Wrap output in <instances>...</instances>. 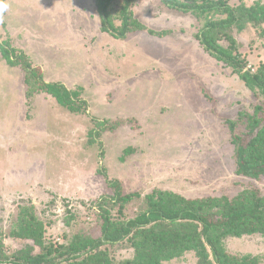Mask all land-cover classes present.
<instances>
[{
	"label": "rangeland",
	"instance_id": "obj_1",
	"mask_svg": "<svg viewBox=\"0 0 264 264\" xmlns=\"http://www.w3.org/2000/svg\"><path fill=\"white\" fill-rule=\"evenodd\" d=\"M121 1L115 0V8ZM226 1L235 6L255 0ZM3 2L0 41L24 51L45 80L81 87L89 104L86 112L71 113L48 94L28 96L23 71L8 66L0 53V240L6 254L26 244L10 235L20 208L41 220L48 245L66 244L83 229L98 236L95 204L113 194L100 165L124 193L139 195L120 208L107 199L115 220L143 211L153 189L231 198L255 188L264 195V177L236 173V149L225 122L240 110L252 112L264 97L199 42L201 18L160 0H132L131 17L145 29L119 38L102 29L94 0ZM113 24L119 27L120 20ZM226 32L231 43L226 37L220 43L255 72L264 63V23ZM100 120L108 121L98 138L102 151L88 136ZM131 242L109 247L112 264L132 258ZM224 247L264 264V234L228 237ZM162 264L198 263L188 251Z\"/></svg>",
	"mask_w": 264,
	"mask_h": 264
},
{
	"label": "trees",
	"instance_id": "obj_2",
	"mask_svg": "<svg viewBox=\"0 0 264 264\" xmlns=\"http://www.w3.org/2000/svg\"><path fill=\"white\" fill-rule=\"evenodd\" d=\"M160 1L171 9L191 12L201 18L204 23L198 32L199 42L215 58L230 66L255 95L264 97V63L255 72L246 70L239 54L220 43L227 29L236 27L242 31L247 25L264 23V2L255 0L250 5L231 6L226 0ZM94 3L104 31L124 38L131 30L145 29L131 17L132 0H122L118 8H115V0H94ZM213 15L224 17L213 19ZM114 19L120 20L119 27L114 26ZM148 32L160 35L152 30ZM0 53L8 66L20 67L23 71L28 96L45 93L71 113L87 111L89 104L81 87L71 89L62 82L45 80L42 68L32 64L24 51L7 40L0 41ZM98 122V128L89 130L88 136L89 143L98 141L102 151L98 138L100 129L105 128L108 121ZM225 122L236 149V173L264 177V101L254 105L252 112L240 110L236 118ZM239 126H243L244 131H238ZM128 151L129 148L124 149V153ZM97 170L113 190L111 196L95 204L101 219L98 236L83 229L74 233L66 244L48 245L44 241L45 228L41 220L32 210L20 208L16 227L10 235L25 240L26 244L8 255L0 240V264H112L109 247L126 239H131L133 248V256L126 264H162L188 251L194 252L198 264H260L256 256L234 254L224 247L228 237L264 234V195L258 189H244L231 198L185 197L153 189L145 195L143 211L132 218L115 220L105 206L107 199L120 208L139 195L124 193L120 181L109 178L104 166L100 165Z\"/></svg>",
	"mask_w": 264,
	"mask_h": 264
},
{
	"label": "clouds",
	"instance_id": "obj_3",
	"mask_svg": "<svg viewBox=\"0 0 264 264\" xmlns=\"http://www.w3.org/2000/svg\"><path fill=\"white\" fill-rule=\"evenodd\" d=\"M7 8V5L3 2V0H0V12H3Z\"/></svg>",
	"mask_w": 264,
	"mask_h": 264
}]
</instances>
